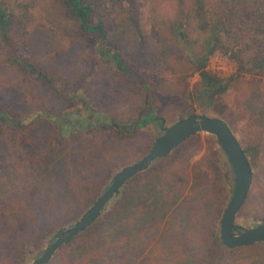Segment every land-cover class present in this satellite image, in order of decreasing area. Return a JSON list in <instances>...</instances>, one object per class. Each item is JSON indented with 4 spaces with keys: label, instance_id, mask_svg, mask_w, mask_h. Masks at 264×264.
Listing matches in <instances>:
<instances>
[{
    "label": "rangeland",
    "instance_id": "1",
    "mask_svg": "<svg viewBox=\"0 0 264 264\" xmlns=\"http://www.w3.org/2000/svg\"><path fill=\"white\" fill-rule=\"evenodd\" d=\"M0 3L23 26L21 36L16 32L11 37L14 47L34 61L53 62L62 76L56 93L34 76L4 78L0 73V109L35 130L20 143L21 130L0 122V131L9 132L8 145L0 141V211H30L22 219L21 246L15 244L18 220L0 223V264H32L93 207L116 174L145 157L165 131L153 123L135 138L120 140L99 127L88 142L84 137L67 148L82 145L75 157L52 166L53 155L61 158L66 145L54 135L52 125L58 124L50 113L74 112L89 104L95 113L125 119L136 111L140 93L99 58L95 37H79L74 23L59 18L51 0ZM207 3L210 16L217 14L226 22L221 37L227 49L212 54L208 69L233 79L224 94L210 100L181 45L171 37L177 0H99L97 16H104L114 35L119 24H128L129 12L138 14L141 33L135 30L127 34L128 42L115 38L109 45L120 49L133 68L147 73L160 97L157 115L164 118L165 128L191 115L219 117L229 124L254 174L236 224L252 228L264 223V67L257 65L264 58V0L258 10L239 7L234 0ZM4 49L0 39V56ZM75 72L78 78L69 83L66 77ZM41 91L43 96L38 95ZM26 181L32 183L30 188ZM234 188L231 163L217 138L204 132L193 135L126 181L99 219L57 251L51 264H67L71 251L83 247L104 249V257L93 260L99 264L121 258L123 264H206L209 256L216 264H264V242L235 253L216 243ZM25 190H30V199L20 205L17 199ZM35 198L40 204L33 211ZM99 234L106 236L108 247L98 242Z\"/></svg>",
    "mask_w": 264,
    "mask_h": 264
},
{
    "label": "trees",
    "instance_id": "2",
    "mask_svg": "<svg viewBox=\"0 0 264 264\" xmlns=\"http://www.w3.org/2000/svg\"><path fill=\"white\" fill-rule=\"evenodd\" d=\"M51 1V8H55V10L60 13V19L63 20L64 18L75 24L77 27L75 33H77L79 37H95L96 52L99 58L103 62L109 64L111 69L124 74V76L133 83L135 90L140 93L141 99L136 111L125 119H117V117L103 116L104 114L100 115L97 112L95 113L94 109H91L89 104H84L74 112H65L60 115H53L50 113L48 117H50L55 124H58V127H55L54 124L52 125V131L54 132V135L59 139H62L63 144L66 145V149L61 158L53 155L54 163L52 166L57 167L64 160L67 161L75 157L78 150H81L82 145L80 144L76 146V150H67V148H71L72 144L76 145V142L84 137H88V142L91 138L89 136L95 134V132L100 129L99 127H103L102 129H104V131H109L115 138L120 140H131L135 138L143 129L153 123H159L165 131L167 128L164 127V118L157 115L160 97L153 88L149 76L147 73L133 68L123 56L120 49H115L109 45L115 38H122V41L128 42L129 36L127 34H131L135 30L141 33L138 14L129 12L128 15L130 16L128 24H119L121 32L119 29L118 33L112 35L108 30L104 16H97L100 10L99 0ZM234 2L239 5V7L258 10L262 7L261 4L263 0H234ZM177 4L178 15L170 28L172 39L181 45L180 47L185 59L189 62V65L194 72H197L200 76L201 82L205 88L204 95H206L207 99L210 100L216 95L224 94L231 86L233 79H224L212 73L208 69V62L216 50L227 51L221 37V31L225 29L226 25L225 20L221 17L217 19V14L210 16L207 0H177ZM23 7L25 8V14L28 15V8L26 6ZM16 32L18 36H21L23 33V26L19 25L17 16L10 13L4 5L0 3V39L5 43L4 52L0 56V73L4 78H6L7 75L19 78H23L26 75L34 76L38 80H43L45 83L49 84L50 88L53 89V92L57 93L56 90H59L57 86L58 80L62 77L61 74L54 69V67L57 68V66L53 64V62L46 63L39 58H36L34 61L24 56L21 50H17L11 42V37L14 36ZM203 33L207 34L206 39L201 38ZM257 65L260 68H263L264 58L259 60ZM76 78H78L76 72L74 75L69 74L66 77L69 83L74 82ZM44 94L45 93L42 91L38 93L39 96H43ZM70 98L76 100L74 96L70 95ZM79 103L81 104V102ZM0 122L7 124L10 127H14L16 130H21V135L17 136V140L20 143H24L26 139L28 140L35 131L34 127L32 130H29V127L26 128L23 122L12 119L4 109H0ZM8 135L9 132L6 129L0 131V141L6 145H8ZM19 137L22 139L21 141L19 140ZM64 140L67 142H64ZM5 147L8 148V146ZM26 183L27 187L30 188L32 183L27 181ZM29 193L30 190H28V193L25 190L22 197L17 199L20 205L24 204L25 201H29ZM39 204L40 199L35 198L32 203V210H36ZM29 212L20 211L17 214H14L6 209L0 211V223H6L7 219L10 218L18 220L16 221L15 231L16 237L18 236L15 244L18 246H21L24 238L22 230L20 229L22 219L26 217ZM97 240L102 247L109 246L106 236L99 234ZM118 241L121 240L119 239ZM216 243L218 246L224 248V250L226 249V251L233 253L245 248L241 247L234 250L227 248L221 238V234L218 235V241H216ZM71 253L72 255L68 258L70 262L67 264H99L95 263L93 260L98 256L102 258L104 257L103 248L98 249L97 252L95 248L83 247L79 250L73 249ZM121 260L123 259H116L114 264H123ZM51 263L52 261L49 262V264ZM189 263L190 262H188V264ZM206 264L216 263L213 257L209 256ZM220 264H223V261H221Z\"/></svg>",
    "mask_w": 264,
    "mask_h": 264
},
{
    "label": "water",
    "instance_id": "3",
    "mask_svg": "<svg viewBox=\"0 0 264 264\" xmlns=\"http://www.w3.org/2000/svg\"><path fill=\"white\" fill-rule=\"evenodd\" d=\"M202 132L217 138L231 163L235 177L234 192L222 218L221 238L223 242L229 249L264 242V223L252 228H244L236 224L237 215L248 198L254 178L251 162L245 149L229 124L222 118L193 115L168 127L157 138L145 157L119 171L112 184L96 200L93 207L73 227L65 230L32 264H48L57 251L74 240L100 217L109 201L126 181L145 170L154 161L170 155L193 135Z\"/></svg>",
    "mask_w": 264,
    "mask_h": 264
},
{
    "label": "flooded vegetation",
    "instance_id": "4",
    "mask_svg": "<svg viewBox=\"0 0 264 264\" xmlns=\"http://www.w3.org/2000/svg\"><path fill=\"white\" fill-rule=\"evenodd\" d=\"M245 152H246V150H245ZM247 154V153H246ZM248 155V154H247ZM248 158H249V156H248ZM249 160H250V158H249ZM251 162V161H250ZM251 166H252V164H251ZM254 175V174H253ZM253 184V183H252Z\"/></svg>",
    "mask_w": 264,
    "mask_h": 264
}]
</instances>
